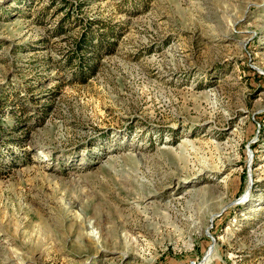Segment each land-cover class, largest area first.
Masks as SVG:
<instances>
[{"label": "rangeland", "instance_id": "1", "mask_svg": "<svg viewBox=\"0 0 264 264\" xmlns=\"http://www.w3.org/2000/svg\"><path fill=\"white\" fill-rule=\"evenodd\" d=\"M0 264H264V0H0Z\"/></svg>", "mask_w": 264, "mask_h": 264}, {"label": "trees", "instance_id": "2", "mask_svg": "<svg viewBox=\"0 0 264 264\" xmlns=\"http://www.w3.org/2000/svg\"><path fill=\"white\" fill-rule=\"evenodd\" d=\"M101 34H97L96 37H91L90 39H85V36L82 35L81 38H79L78 40H76L75 42V46H80V47H88L86 46V42H83L84 40L88 41L87 43L90 45V43H92V39L95 38L96 40L98 39V42H100L102 40ZM85 43V44H84ZM93 53H96L95 59H92V61L90 63H88L86 66L84 67H80V65L78 66V70H80L82 73H84V78H86L87 76L91 75L93 73V69L95 66V61L98 60V56H100L101 54L99 53L97 47H93V49H91ZM98 53V55H97ZM83 69V70H82Z\"/></svg>", "mask_w": 264, "mask_h": 264}, {"label": "bare ground", "instance_id": "3", "mask_svg": "<svg viewBox=\"0 0 264 264\" xmlns=\"http://www.w3.org/2000/svg\"><path fill=\"white\" fill-rule=\"evenodd\" d=\"M205 186V185H204ZM188 188V187H187ZM190 190V189H189ZM191 191V190H190ZM194 191V190H193ZM218 195V194H217ZM193 196V195H192ZM223 196V195H222ZM196 197V196H195ZM224 197V196H223ZM190 199H192V198H190ZM208 202V201H207ZM205 205V204H204ZM225 206V204H222V205H220V206H218L217 208H215V210L210 214V218H213L214 217V215L217 213V212H219L223 207Z\"/></svg>", "mask_w": 264, "mask_h": 264}]
</instances>
